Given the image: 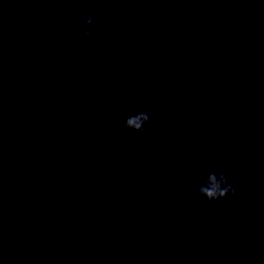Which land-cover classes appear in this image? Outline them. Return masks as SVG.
Segmentation results:
<instances>
[{
    "label": "water",
    "instance_id": "1",
    "mask_svg": "<svg viewBox=\"0 0 264 264\" xmlns=\"http://www.w3.org/2000/svg\"><path fill=\"white\" fill-rule=\"evenodd\" d=\"M207 175L0 70V264H264V190L208 203Z\"/></svg>",
    "mask_w": 264,
    "mask_h": 264
},
{
    "label": "clouds",
    "instance_id": "2",
    "mask_svg": "<svg viewBox=\"0 0 264 264\" xmlns=\"http://www.w3.org/2000/svg\"><path fill=\"white\" fill-rule=\"evenodd\" d=\"M81 23L85 25H93L94 17L89 13L81 17ZM85 37L92 35L91 31H85ZM148 113L141 111L139 108H133L131 113L124 118V122L119 128L113 130V137L119 140L121 137L127 136L129 130L136 133L145 131V124L149 121ZM105 126L111 127V117L104 121ZM197 197L204 198L208 203L214 201H223L226 197H235L239 193V188L229 183L227 176L221 172H209L208 175L198 182L193 188ZM225 213L232 215L234 209L225 208Z\"/></svg>",
    "mask_w": 264,
    "mask_h": 264
}]
</instances>
